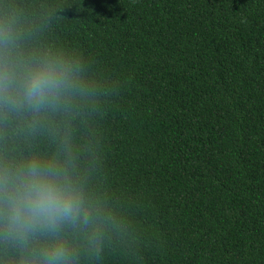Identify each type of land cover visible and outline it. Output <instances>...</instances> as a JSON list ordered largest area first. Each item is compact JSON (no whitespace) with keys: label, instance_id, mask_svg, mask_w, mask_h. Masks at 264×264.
<instances>
[{"label":"trees","instance_id":"1","mask_svg":"<svg viewBox=\"0 0 264 264\" xmlns=\"http://www.w3.org/2000/svg\"><path fill=\"white\" fill-rule=\"evenodd\" d=\"M83 92L0 106V160H56L109 217L75 264H264V0H0ZM0 248V264H15Z\"/></svg>","mask_w":264,"mask_h":264},{"label":"clouds","instance_id":"2","mask_svg":"<svg viewBox=\"0 0 264 264\" xmlns=\"http://www.w3.org/2000/svg\"><path fill=\"white\" fill-rule=\"evenodd\" d=\"M21 35L16 13L0 17V106L39 114L86 89L78 61L51 51L25 56L17 49ZM101 211L64 164L0 160V248L15 251V264H75L65 233L87 231L96 248L110 219Z\"/></svg>","mask_w":264,"mask_h":264}]
</instances>
